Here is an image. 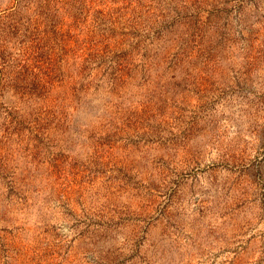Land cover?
<instances>
[{
  "label": "rangeland",
  "instance_id": "obj_1",
  "mask_svg": "<svg viewBox=\"0 0 264 264\" xmlns=\"http://www.w3.org/2000/svg\"><path fill=\"white\" fill-rule=\"evenodd\" d=\"M0 264H264V0H0Z\"/></svg>",
  "mask_w": 264,
  "mask_h": 264
}]
</instances>
